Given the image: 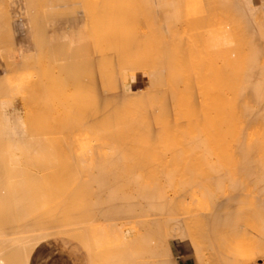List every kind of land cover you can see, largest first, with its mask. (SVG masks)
Here are the masks:
<instances>
[{"label":"bare ground","instance_id":"obj_1","mask_svg":"<svg viewBox=\"0 0 264 264\" xmlns=\"http://www.w3.org/2000/svg\"><path fill=\"white\" fill-rule=\"evenodd\" d=\"M118 1L120 0H21V2L16 0L14 3H10L9 0H0V264H35L32 255L42 246H45L46 254L51 258V264H180L177 263L178 261L184 264H245L246 262L241 260L235 262L234 258L237 259L239 251H236L237 248L234 249V246L228 242L232 239H230L231 233L236 234L233 239H238V234L244 232L240 229L246 230L245 228H247L238 227V225H242L241 219L237 220L240 213H205L194 218H180L179 216L182 215L180 209L176 207L175 203H171L167 199L164 200L162 195L159 196L158 187L169 186L176 189L179 195H185L198 179L189 177V173L185 170L183 172L176 170L167 172L164 166L142 161L149 160L148 154L157 143L167 144L181 131L186 134V143L197 144L199 148H204L206 152H209L207 151L208 142L211 138L218 137L219 135L215 134L222 132L224 128L231 127L237 122L239 125L242 124L244 128L241 131H236V134L238 132L239 137L242 138L245 127L264 121V67L258 66L259 52H251L252 46L255 48L261 46L264 37L250 35L256 25L252 24L253 21L250 22L251 19L247 16L249 14L253 18L254 15L251 11L254 6L251 8L252 10L248 8L249 12L247 11L248 14H246L247 4L244 0H199L201 4L198 1L196 6L193 4L195 0H157L162 4L157 8L159 13L163 9V17L169 16L170 28L167 26V30L169 29L172 36L181 31L180 28V31L176 28L179 21L186 20L187 22L188 15H186L187 17L182 16V13L186 12L188 6L191 7L192 4L195 10L200 11L198 15L204 19L201 21L202 23L197 18L196 20L191 19L199 22L197 25L199 24L200 28L197 26V30L207 26L208 21L205 17H208V20L211 19V16L214 17L213 15H215L214 20L219 18L221 15H217L218 11H221L223 7H228L227 11L230 16L244 12L242 16H245L244 20L247 19L246 24L239 15L237 18L239 16L241 19H237L233 15L231 18H233L232 24L234 23L235 26H237L236 22L237 24L243 22V25H246L245 31L248 32L250 41L247 39L248 44L239 46L241 49L247 46L248 49L245 47L244 51L243 48L240 51L241 54L236 53L237 51H234V54L232 51L229 54L227 52L224 54V51L228 50L227 48L221 50L222 54H201L202 52L198 53L199 49L202 50L206 43L208 45V41H203V35L207 31L206 36L210 39L209 43L213 44L208 47L214 48L212 52L219 50L214 46L217 43L222 46L223 42V48L226 45L229 46L223 39H226V35H230L229 38L233 36L234 39H238L236 42L239 44L246 41L247 35L243 34V31L241 34L240 28L242 27L240 26V32L238 29L235 32L239 33L240 37L236 36L234 31L223 35L224 30H222L221 42L218 40L219 36L210 34L214 32L213 30L198 31L200 34L197 33V35L192 33V37L195 35L192 40L198 35L200 37L203 33V39H201L202 36L197 37L202 40V43L204 42L203 45L200 44L202 46L199 49L197 48L199 43H196L197 46L194 44V40L199 41L197 38L191 43L194 44L193 46L186 45L182 39L177 40V45H154L161 41L163 36H157L154 33L155 30L158 31L156 27L159 26V23L158 25L154 24L158 21L152 17L155 16L152 13L156 12H153L154 8L151 3L150 5L145 3V8H150L146 9L150 14L145 12L148 15L141 19L144 24L148 18L153 19L147 21L150 28H148L149 26L145 27L148 32L151 29L153 33H146L145 28L141 29L145 33L141 31L140 33L146 34L144 37L149 35L148 40L141 38L142 34H136L141 28L137 30L138 22L141 20L140 15L144 14L143 11L128 23V26L130 23H132L131 25L136 24H134L136 29L133 31L137 37L132 36L134 35L131 33L133 26L129 27L127 31L125 30L126 23L123 28L122 22L123 29L121 28L119 31L124 34L131 33V37H127L128 35L123 37L124 34L121 35L122 37H117L116 34L119 31L114 28V24H111L119 20V16L115 17L116 20L114 17L112 18L115 15L111 12L113 13L111 16L110 10H113L115 5L110 6ZM22 2L27 10L29 20L21 19L20 21L26 27L31 26L36 56L38 53L42 54L44 49L47 51L46 48L56 47L58 41H62L61 44L66 42L69 45L65 51L64 48L61 49L65 53L61 52L62 55L54 57L55 64L57 63L59 66L60 73L57 72L60 75L58 73L55 75L54 72H51L52 69L46 70L45 63L42 64L41 61L32 62L33 55L27 54L30 50L29 47L24 46V41H16L9 17V8L20 6ZM133 3L135 0L132 5ZM202 3L209 9L215 10V14L211 10L209 17L207 9L201 13ZM136 4L138 3L136 2ZM126 5L132 10L137 7L135 4L133 6L129 3ZM182 5L185 9L182 8ZM127 6L125 11H131V8L128 9ZM218 7L221 9L219 10ZM120 8L122 11L124 10V7ZM135 9V12H132L139 14L137 8ZM170 9L173 12L172 10L170 12ZM223 9L222 12L227 14L225 8ZM21 10L22 8L19 9V12ZM132 12H129L130 16L134 14ZM222 12L220 13L223 14ZM198 15L195 14L192 17H198ZM160 16L162 17V15ZM161 17L160 20L164 21ZM138 18L139 20H137ZM108 19L111 22L107 25ZM145 19L147 20L145 21ZM172 19L177 20V23ZM171 21L176 23L173 24L175 27L171 25ZM190 22L192 25L193 21L187 22L188 25L185 24V21L183 22L185 25L182 24V26L181 23L179 25L181 29L186 26V31L190 32L195 30L189 25ZM226 22L230 25V21ZM151 23L155 27L154 29ZM109 25L113 26L112 30L109 29ZM219 25H223V23L213 25L209 22L208 27H218ZM76 28L80 29V35L77 37L72 34L73 29ZM218 28H224V26ZM114 29L118 31L115 33L116 36H114ZM49 31L50 34H47ZM152 36L154 42L149 39ZM241 37L244 41L240 39ZM117 39L121 40L123 44H112ZM142 40L154 44L144 45L145 41ZM181 41L184 44L180 43ZM250 42L253 44L251 45ZM221 46L218 47L221 49ZM138 47L143 49V53ZM194 47L199 51L193 49ZM208 47L205 46L206 49H204L207 52L210 50ZM145 48H153L156 52L149 53L148 50L147 53ZM169 48L173 49L168 51ZM184 48H192V51L195 50L198 54L195 52L186 53ZM130 49L136 50L133 51L137 53H131ZM171 50L174 52L169 53ZM134 57L136 58L133 59L134 62L133 60H124H131ZM221 57L230 58L224 59V61ZM138 58L147 60L138 61L141 60ZM148 58L153 60H148ZM218 58H221L222 61L215 60ZM229 59L231 60L229 61ZM30 68L37 71L39 81L32 80L26 87L30 96V91L32 92V98L30 97L31 100H28V104L37 103L40 98H44L42 101L40 100V104L45 102V105L49 107L53 103V99L50 98L52 96L49 94L58 87L64 89L63 84H68L73 91L75 90V94L71 96L65 94L67 99H70L68 101L65 99L64 93L61 95L63 98L59 96L62 92H59L58 96L64 102L61 104L62 108L58 109L59 111L46 110L47 107L45 106V108L41 104L43 107L39 111L37 109L34 115L25 117H30L32 120L36 118L35 115L37 117L43 115L52 120L55 115L56 117L53 118L59 121V124H54L55 120L53 119V125L56 126L48 127L51 128V132H45L44 129V132H36L37 129L35 130L36 126L33 123L27 125L25 130L15 128V122L13 123L14 117L10 112V107L16 102L13 100L16 93L14 92L12 99H9L7 80H4L6 78L3 77L23 72L25 69L27 71ZM136 69L149 71L148 76L152 84L149 93L128 91V83L135 89H139L137 87L140 81L137 79L142 78L143 75L133 74L132 71ZM64 73L67 77H63ZM40 117L42 118V116ZM30 120L28 119V121ZM77 120L81 123L80 130L83 133L93 134L96 138L114 145L115 155L90 166L85 164L87 157L85 158L84 155H82L84 158L79 157L80 160L72 157L71 153L74 148L71 146L70 139L74 134L73 123ZM40 122L37 121V124ZM46 123H48L47 120L44 121V124ZM20 124H22V120H20ZM41 124L39 125L40 129L42 128ZM30 128L34 129L33 132H30ZM45 129L48 131L47 128ZM236 143L234 152L238 153L237 155H246L244 157L246 161L239 167L244 171V175L254 177L255 174L252 173H255V159L249 157L250 144L237 141ZM213 168L214 166H208V169ZM139 169L143 173L137 174ZM261 177L264 178V175ZM263 178L260 179L261 182L264 180ZM256 179L255 181H257ZM262 185L264 188V184ZM261 191L263 192V190ZM237 193L236 188L235 193L229 198L231 203L238 200ZM162 211L171 218L166 219L165 222L155 218ZM152 216H155L154 219H151ZM135 217H140L137 222L139 227L137 237L133 238L131 233H127L124 237L128 238L121 245L108 244L105 230L110 227L106 224L114 218ZM239 220L241 223L236 224ZM84 222H98L99 224L91 229L81 227ZM251 229L253 228L251 227ZM18 234L23 236H18ZM243 234L245 236L246 233ZM13 236H17V238ZM261 236L258 233V238ZM241 237L240 234V239ZM263 240L262 237L261 242ZM258 241L260 244V240ZM172 242L179 257L172 253ZM256 243L254 245L257 246L258 243ZM260 246L264 248L262 245ZM256 250L258 251L252 255L253 259L264 257L263 249L258 246ZM206 251L209 252H207L208 255L205 254Z\"/></svg>","mask_w":264,"mask_h":264},{"label":"rangeland","instance_id":"obj_2","mask_svg":"<svg viewBox=\"0 0 264 264\" xmlns=\"http://www.w3.org/2000/svg\"><path fill=\"white\" fill-rule=\"evenodd\" d=\"M15 1L16 0H9L10 3H14ZM127 1L120 0L118 2H115V4H113L112 6H110V7H113L115 5L113 7V10H110V13L113 12L114 15H115V16H112L113 13H111L112 18L114 17V20H116L118 18L117 16H119V18H118L119 20H116V21H118L117 22L119 24L118 26H117L116 21L114 23L112 18L109 16L110 17L109 19H111V21L113 22L111 25L114 24V28L118 29V31H119V29L121 30L122 26L124 28V24L126 23L127 26L126 25L125 26L127 28H125V30H127L129 27L133 26L132 29L130 28L132 30V32L131 31L130 32L132 34L134 33V35H132L133 37H137L138 34H142L141 38H143V39L146 38L147 39V37H149V35L147 34L148 36L144 37L146 35L144 33H145V31L148 30L147 28H145L146 26L147 27L149 26L148 28H150V24L148 25V22H147L150 18H148V20L145 19V21L147 20L146 22L144 21L145 24L143 23L142 20L144 19L143 18L144 16L148 15L146 13L147 12L149 13V11H147V10L150 9V8L147 9V7L145 8V3L146 4L148 3L149 5L151 3L153 8H154L153 12L154 11L156 12L155 14L152 13V15H155V16H152V17H153V19L156 18L157 21H158V22H154V24L157 23V25H158V23H159L158 27H160V28L156 27L158 29V31L155 30L156 32H154V33L157 36H163L162 37L163 39L162 40L160 39L161 41H158L157 44L151 43L150 41L148 43L147 42L148 39L146 41L142 40V41H145L143 43L144 45H147V43H148V45H152V44H154V45H160V44L161 45L162 44L163 45L164 44L174 45V44H176L177 45V40L178 39H182V40H184L186 45L193 46L195 44V46H197L196 43H199V47H197L198 49L201 48L200 46H202L203 43L206 40V42L208 41V45L210 47V46H213V44H212V42L209 43L210 39H208L207 36H206V33L208 31L207 32L205 31L206 33L204 32L205 33L204 35L202 33V35L204 36V40H203L204 42L203 43H202V40H201V39H203V36L201 35L202 37L200 36L201 39H199L200 37L198 35L195 38L199 37V38H197V40H199V41L197 42L196 40H194L195 39L194 38L193 40L195 41V43L191 44V43H193L192 38L195 36L194 35L192 37V33L197 35V33L200 34V32H202L203 30H210V31L213 30L215 33L212 32L210 34H212V36H214V34H215V36H219L221 39L219 38L218 40H220V42H221L223 35H226L227 32H228V34H230L232 31H234L233 33H235L237 31L236 29H238V31H239V28L241 26L242 27V28H240L241 34H242V31H243V34L246 33L245 35H247V38H245L246 37L245 35H241L242 37L244 36L246 41H244L242 39V37H241L240 39H242L244 42H241L240 44L236 42L238 39H234L233 36H232V38H229L230 35H226L225 36L226 39L225 38H223V39H224V41L226 40L225 43L227 42L226 44H229V46L226 45V47L224 46V48H223V42H222V46H221V44L218 45V43H217L218 41L216 40L217 44L214 45V46L216 47V49L217 48L219 49L217 51L213 50V52H212V49H214V48L213 47L209 48L208 45H206L207 43L203 45L204 48L202 47L203 48L202 50L199 49L200 51L195 49L196 47H194L193 49L197 50V52L199 51L198 53L202 52L201 54H205V53L206 54L207 53L222 54L221 50H225V48H227L228 50L224 51V54H227V53L229 54V53H231V51L233 52L232 54H234V51L235 52L237 51L236 53L241 54L240 51L243 48H244L243 50L245 51V47L247 48V46H245V47H243L241 49L242 45L248 44L247 43V39L250 37L247 34L248 32L245 31V26L246 25H243V22H244V24H246L245 22L247 20V19L244 20L245 16H242L244 14V12H241L242 14H240V12L237 13V15H239V16H241L243 18V19H241L238 16V18L241 19L243 22L242 23L239 22L240 25H239V23L237 24V22H236L237 26H235V25H233L234 23L232 24V19L233 18H231V16L233 14L230 16L229 15L230 13L227 11L228 7H223L227 11V14L222 12V11H224L223 8L221 9V7L220 8L218 7L219 10L221 9V11H218L219 14H217V15H221L219 18H216L214 20L215 15H213L214 17L211 16V19L209 18V20H208V17H205V18H207L208 24H209V22L211 24H213V25H217V24L223 23V25H219L218 27H221V26L223 27L224 26V28H220L219 29L217 26L208 27V24H207V26H206L207 28L202 25L205 28H201V30H197L198 27H199L198 26L199 24L197 25V23H199V22L191 20V19H195L196 20V18H197V20L200 21V22L204 21V19H203V17L198 15L200 11L199 10H195V7H193V4H194V6H196L195 4H197L198 1H199V0H195V2L192 5H190L191 7L188 6V10L191 8L189 13H187V11H188L187 9H186L187 11L184 12V13L180 12V13H182V16L188 15V18H186L187 16L184 17V18L188 19L187 22L193 21L192 25H190L191 22L189 23V25L192 26L195 30L187 32L186 31L187 30L186 26L182 27L184 29H181V27L179 25L180 23L182 25L184 21H185V24L188 25L186 20H184L183 22L179 21V24H176L177 20L175 21V19H172V20H174L176 22L175 23L176 24V28H178V30L180 28L181 31L180 30L179 31L182 34V35L179 34L180 32L177 31L178 34L172 36L171 33L169 32V29L167 30V26H168V28H170V23H169L170 21L168 20L169 16L167 18L163 17V13H164L163 9L159 13V10L157 8L159 7V5L162 6V4H160L157 0H137V1L135 0V3H133V5L135 4L137 6V7H135V6L134 7L137 8V13L140 12L139 14L134 13L135 10H136L135 8H133V10H132L131 7L128 8V6L126 5V4L129 3V4H131V6H133L132 2L134 0L133 1L129 0L128 3H127ZM244 1L246 2L245 4L249 5V6L246 5L247 9L245 8L246 11L244 10L246 12V14H248L247 11L254 6L253 10L252 9H251L252 11L250 10L251 13L254 15V16L252 15L253 18H251L249 16V14L247 15L251 19L250 22L253 21L252 24L256 25V26H254L255 30L253 31V29H252L253 33H251L250 35H253V37L254 36L256 37V35L257 36L261 35V36L264 37V0H244ZM20 2H21V0H20ZM136 2L138 4H136ZM153 2H154V4H153ZM199 4H201L200 1H199ZM126 6H127L128 9L131 8V11H129L127 9H126L127 11H125ZM152 6H151V8H152ZM183 6L184 5H182V8H184ZM120 7H124L123 8L124 10L122 11V9ZM185 7L187 8L186 5H185ZM20 8H22V10L19 12ZM110 9H112V8H110ZM201 9H200L201 13L205 12L206 9H207L208 13L212 10V9H209L203 3L201 5ZM216 9H217V7H216ZM144 10H146V11H144ZM171 10L172 9H170V12H171ZM191 10H192V12H191ZM193 10H195V11H193ZM128 11L129 12L134 11V12H132L134 14L133 15L131 14V16H130ZM141 11H143V13L145 15L141 14L142 13ZM172 12H173V10H172ZM211 12L212 13L214 12L213 14H215V10L214 11L212 10ZM220 12H222L223 14H221ZM177 13H178V11H177ZM210 13H209V17H210ZM233 13L235 14L234 11H233ZM195 14H197L198 17H194L193 16L194 17L193 18L192 15H195ZM139 15H140V19H141V17L143 19H141V20H139V18L137 19V20H139V22H138L139 26H137V30H138V28H140V27L141 28H140V30H138L139 33L136 30L137 31L136 32L137 35H136L135 32L133 31V29H136V26H134L135 23H133V25H131L132 23H130L129 24L130 26H128V23H129V21L132 22V19L135 18L134 16H139ZM160 15H162V17ZM189 15H190V17H189ZM201 15H203V14H201ZM237 15L236 16L233 15V16L237 18ZM129 16L131 18L130 20H129ZM9 17H10V21H11V24H12V27H13L14 34L16 36V41H24V46L25 47H29L30 50H29V52L27 54L28 55H33L32 58H34V59H32V62L41 61V63L43 62L42 64L45 63L44 64V68L46 70L52 69L53 71H51V72H54L55 75H58L60 73L59 69H58L59 66H57V63L55 64L56 60L54 61V59L58 55H62L63 53H65V52H62L61 49L64 48L63 50L65 51V50H67V47L69 45L66 44V42H64V41H63L64 44H61L62 41H58V43H56V47H53V49H52V47L51 48L49 47L50 51H49L48 48H46L47 51L44 49L42 54L38 53V55L36 56L35 55L36 53L34 51L35 47H34V44H33L35 42H34V36H33V39H32V35L33 34H32V31H31L32 30L31 26L29 25V26L26 27L20 21L21 19H24L25 21L29 20L28 14H27V10L25 9L24 3L22 2L20 4V6H15V7L12 6V7H10L9 8ZM115 17H117V18H115ZM160 17H161V19H164V21L166 20V22L160 20ZM179 17H181V15ZM120 18H121V21H120ZM172 18H173V16H172ZM109 19H108L107 25L111 22V21H109ZM153 19H150V20L152 21ZM226 19L228 21H230V25H228V22H226L227 21ZM237 19H235V20H237ZM252 19H254V20H252ZM137 20H135V21H137ZM178 20H179V18H178ZM219 21H220V23H219ZM121 22L123 23L122 26H121ZM171 23H172V21H171ZM173 24H174V22L171 25L173 27H175L174 26L175 24L174 25ZM185 24H183V25H185ZM151 26H152L153 29L155 28V27H153L152 23H151ZM200 26H201V24H200ZM251 26H253V25H251ZM112 27L110 26L109 29H111ZM192 27H191V29H192ZM243 27H244V30H242ZM143 28H145V31L141 30ZM188 28H190V27H188ZM216 28H217V30H216ZM116 29H114L115 32L113 31L114 32V36L117 35V37H122L121 35H123L124 33L120 32V31L118 32ZM230 29H232V30H230ZM79 30L80 29H77V28L73 29V31H72L73 36H75V37L79 36L80 35V31ZM172 30H174V29H172ZM222 30H224V32ZM140 31L144 32V33H140ZM185 31H186V33H184ZM198 31H200V32H198ZM252 31H250V32H252ZM116 32H118V33L115 35ZM124 32H126V31H124ZM150 32H151V34L153 33L151 31V29H150ZM150 32L147 31L146 33L150 34ZM174 32H176V31H174ZM219 32L221 33V36H220ZM222 32L224 33L223 35H222ZM131 33L130 34L125 33L126 35L124 34L123 37H125L127 35H128L127 37H131ZM183 33H184V35H183ZM47 34H50V31ZM47 34H46V36H47ZM21 35H23V37H21ZM118 35H120V36H118ZM188 35H189V37H188ZM236 36L240 37L239 33H237ZM236 36H235V38H236ZM152 38H153V36L150 37L149 39H152ZM157 38H156V40H158ZM165 38L166 39L168 38V39L166 40ZM173 38H176V40H173ZM118 40L119 39H117L116 42H114V43L112 42V44H116V45L117 44L120 45V43L123 44V42H121V40H119L120 42ZM172 40L174 42L175 41L176 42L174 43ZM152 41H153V39H152ZM168 41L170 42V44H169ZM211 41H213V40H211ZM248 41H250V39H248ZM40 42H42V41H40ZM184 42L181 41L180 43L184 44ZM178 43H179V41H178ZM231 43H233V44H231ZM242 43H245V44H242ZM138 44H139V42H138ZM200 44H202V45H200ZM250 44L252 45L253 43L250 42ZM239 45H241V47ZM205 46H207L210 49L208 52L206 50H204V49H206ZM218 46L219 47L221 46V49ZM138 48L140 49V47H138ZM208 48H207V50H208ZM251 48H252L251 49L252 53L259 52V56L257 57V61L259 63L258 66L260 67L262 65V67H264V40L261 42V46L260 47H256L257 49L255 47H253V46ZM170 49H173V48H169L168 51ZM130 50H132V49H130ZM133 50L131 51V53L132 52L133 53H137V52H134L136 50H134V51ZM142 50L143 49H140V51H142ZM174 50H171L169 53L174 52ZM195 50L192 51V48H184V51H186V53H194ZM203 50H204V52H203ZM145 51L146 52L148 51L149 53L156 52V51H154L153 48H145ZM45 52H46L47 55L44 54ZM61 52H62V54H61ZM175 52H176V50H175ZM197 52H195V53H197ZM142 53H143V51H142ZM242 53H243V51H242ZM228 58H230V57H227L226 59H228ZM133 59L135 60L136 58L134 57L131 60H129V59H124V60L132 61ZM138 59H141V60H138V61H143V59H144V61L147 60L145 58H138ZM149 59L150 58H148V60ZM220 59L218 58V59H215V60L222 61V59L224 60L225 57H223L221 60ZM231 59H232V61H234L233 58H231ZM231 59H229V61ZM134 60H133V62H134ZM150 60H153V59H150ZM243 60H244V58H243ZM2 70L4 71V69H2ZM148 72H149L148 70H144V69L143 70L142 69H136V70L132 71L133 74H137V75L139 74L140 76L143 75V77L137 79L138 81H140L139 82V86L137 87L139 89H135L133 87V85L128 83V91L129 92H133V93H138V92H140V93H149L151 91L150 88H152V84L150 83V80H149L150 78L148 76ZM65 75L66 74L64 73L63 77ZM6 76L3 77V78H6L4 80H7L6 81L7 82V86H8L7 92L9 94L8 95L9 99H12V96H13L14 92L16 93V96L13 97V100H15L16 102H15L14 105H11V107H10V109H11L10 112H11V114L14 117L13 123L15 122L14 123L15 128H22V129L25 130L27 128V125H31V123H33L34 126L37 127V128L35 127V130L36 129L38 130V129H40L39 125L41 123L44 124V121L47 120L48 123L44 124L46 126H43L41 124L42 128L39 131L36 130V132H44L43 129L45 130V132H51V130H50L51 128L49 129L48 127L49 126H51V127L54 126L53 125V121L55 119L53 117L55 115L52 117V120L54 119L53 121L49 120V119H51L50 117L48 118V116H43V115H40V116H42V118L40 116L37 117L35 115L34 117H36L37 119L32 117V118H34V119L31 118L32 120H30V117L29 118H25L28 115H31V114L34 115V112H36L37 109L39 111L40 108L43 107L42 105H44V107L46 106L45 102H42L41 103L42 105L40 104V100L42 101V99H44V98H40V100L37 103H29L30 105L28 104V100H31V98H32L31 97L32 96V92L30 91V93H31V96H30L29 90H27L26 87L29 85V82L30 83L32 82V80H34V81L36 80L37 82L39 81V79H38L39 77H38L37 71L34 68H30L27 71L25 69L23 72L21 71L19 73H16V74L14 73V74L6 75ZM61 77H62V75H61ZM65 77H67V76H65ZM63 85L65 86L64 89H62L63 87L61 86L62 88L58 87V89H56L55 91H53V92H51L49 94V95L52 96L50 98L53 99V100L51 99L53 101V103H51V105H49V107L46 106L47 107L46 110L50 109L51 111H53V110L57 111L58 109H60V107L62 108L61 104L64 103V102H62L61 100H63V99H60V98L63 97V96H61L63 93H64V95L66 94V95H70V96L72 94H75V90L73 91V89H71V87L68 84H66V85L63 84ZM66 87H68V88H66ZM60 89H62V90H60ZM59 92H62V93L60 94ZM58 94H60L59 96H61V97H59ZM66 95H65V99L67 101L70 100L69 98L67 99ZM22 97L24 98V100H23ZM15 115H16V118H15ZM39 117H40V120H38ZM28 119L30 121H28ZM56 119H58V118H56ZM20 120H22V124H20ZM32 121H34V122H32ZM37 121L38 122L41 121L40 124L39 123L37 124ZM49 121H52V122H49ZM55 123L59 124V121L55 120L54 124ZM47 124H48V126H47ZM80 125H81V123L78 120L75 123H73L72 131H74V134H73L72 138L70 139L71 146H73V148H74V151L72 150V153H71L72 157H76V158H78L80 160L81 158H79V157L81 156L82 158H84L82 156V155H84L85 158L87 157L86 160H85L87 162L85 164L90 166V165H95L97 163H100L104 159L115 155L116 149L114 148V145L109 144L107 142H104L103 140H100V139L96 138L93 134L83 133L80 130ZM235 125L236 126L238 125L237 126L238 128ZM43 127L47 128L48 131L45 128H43ZM243 128H244V126L242 124L239 125L238 122H237V124L235 123L231 127L224 128L222 130V132H217L215 135H217V136L219 135V136L218 137L215 136L214 138H211V140L208 142V145L206 144L207 145V151H209V152H206L204 150V148H199V146L197 144H194V143L189 144L188 142L186 143V141H185L186 134H185L184 131H181V132H179L177 134L176 137H173V139L170 140L171 142H169L167 144L157 143L155 145V148L148 154V159L149 160L142 161L144 163H151V164L158 165V166H164L165 167L164 169L167 172L168 171L172 172V171H175V170L178 171V172H183V170H185L187 173H189V175H190L189 177L198 179V181L196 182L197 185L194 186V184H196V183H194L192 188L190 187L188 189V192L185 195H179V193H178V191L176 189L174 190L173 188H171L169 186H164V187L161 188V186H163V185H161V186L158 187V190H157L158 195L159 196L162 195V198H164V200L167 199L169 202L171 201V203L172 202L175 203L176 207L180 209V212L182 213V215L179 216L180 218H194L195 216L203 215L205 213H207V214H211V213H213V214H215V213H227V212H239L240 213V216L237 217V220L241 219L242 225H238V227L239 226H241V228L243 226H244V228L247 227L248 229L245 228L246 230H244L243 228L240 229L241 231H244L243 233H246V234H245V236H243L244 234L242 232L239 233L238 234V236H239L238 239L239 240H238V239H233V236L235 238L236 234L235 233H233V234L231 233L230 239L231 238L232 239H231V241H228L231 244V246H234V249L237 248L236 251L237 250L239 251V252H237L238 260L245 259L247 256H251L252 254H254L257 251L256 249H258V244L256 243V240H258V239H256V238H258V233H261L262 231L264 232V228H263L264 227V188L262 187L263 186L262 184H264V180L262 182L260 181V179L262 180V178H263L261 176L264 175V121H259L257 123H254V124H251V125L245 127V133L243 134V137L240 138L239 135H238V132L236 134V131H239V130L241 131V129H243ZM29 130H31L30 132H33L34 129L30 128ZM68 130H71V129H68ZM227 131H228V133H227ZM230 133H233V134H230ZM236 141L239 142V143H245L247 145L250 144V146H251L250 152L251 153H249V155H250L249 157H253L255 159V161H254V163H255V173H252L253 175L255 174L254 177L253 176L250 177L248 175H244L245 174L244 171H242L241 167H239L241 164H243L246 161L245 158H244V157H246V155H237L238 153L236 154V152H234L236 150V146H237ZM240 141H242V142H240ZM221 143H223L224 145L223 144L221 145ZM73 152H74V154H73ZM209 165L214 166V168L213 169H208ZM32 171H33V169H32ZM139 173H143V171H141V169L137 170V174H139ZM254 178L255 179L257 178L256 179L257 181H255ZM160 184H162V183L160 182ZM235 187L238 190V193H237L238 200L233 202V203H231L232 201L229 198L235 193V190H236ZM261 190H263V192ZM154 217L155 216H152L151 219H154ZM244 217H246L247 219L244 218ZM155 218L165 222L166 219L171 218V217L167 216V214L164 211H162ZM138 220H140V217L127 218V219H125V218H114L110 222H108L106 224V226L109 225V227H110L109 229L110 230L109 229L105 230V234L108 236V244L114 245V246L121 245L124 241L126 242V238H128V237L127 236L124 237V235L127 234V233H131V237H133V238L137 237L138 232H139V227L137 225ZM239 222H240V220L237 221L236 224L237 223L239 224ZM97 224H99V223L98 222L97 223L84 222V223L81 224V227H88V228L92 229V228L96 227ZM251 227L253 229H251ZM257 230L261 231V232H258ZM22 234L25 235V236L27 235L26 233H22ZM240 234L242 236L241 239H240ZM252 234H254V235H252ZM19 235L20 234H18V236ZM23 235H20V236H23ZM251 236H253V237L251 238ZM13 237L17 238V236H13ZM236 241L237 242L239 241L238 244H237ZM252 241H254V242H252ZM255 243L257 244V246L254 245ZM235 245H237V246H235ZM171 246L174 249V254L176 256H178V253H177V251H176V249H175V247L173 245V242L171 243ZM207 252L208 251H206V253H205L206 255H208V253H209V252L208 253ZM177 263L184 264V263L179 262V261Z\"/></svg>","mask_w":264,"mask_h":264},{"label":"crops","instance_id":"obj_3","mask_svg":"<svg viewBox=\"0 0 264 264\" xmlns=\"http://www.w3.org/2000/svg\"><path fill=\"white\" fill-rule=\"evenodd\" d=\"M262 236H261V238L263 237V239H264V232L263 233H260ZM261 238H258V240H260V242H261ZM257 240V243H258V246L260 247V249H263L264 250V248H261V246L260 245H262V247H264L263 246V244H262V242L264 241H262L260 244H259V241ZM264 243V242H263ZM174 245V244H173ZM45 247V246H44ZM43 246L42 247H40V248H38L37 250H35V252L33 253V255H32V259H33V261H34V263L35 264H51L50 262H51V258H50V256L49 255H47L46 254V249L44 248ZM174 247H175V245H174ZM175 249H176V247H175ZM176 251H177V249H176ZM258 251V250H257ZM256 251V252H257ZM255 252V253H256ZM172 253H173V255L174 256H176L175 254H174V249H173V247H172ZM178 253V252H177ZM254 253V254H255ZM254 254H252V255H254ZM67 255H68V252H67ZM247 256L245 259H242L241 261H243V262H246L245 264H264V257H260V258H257V259H253V256ZM176 257H179V256H176ZM252 257V258H251ZM234 260H235V262L237 263V262H239L238 261V258L236 259V258H234ZM55 264H59V263H55ZM191 264H195V263H191ZM238 264V263H237Z\"/></svg>","mask_w":264,"mask_h":264}]
</instances>
